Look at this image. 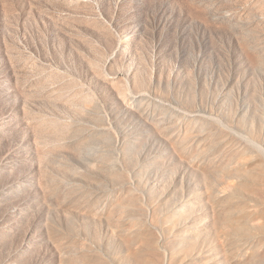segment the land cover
Segmentation results:
<instances>
[{"label":"rangeland","instance_id":"obj_1","mask_svg":"<svg viewBox=\"0 0 264 264\" xmlns=\"http://www.w3.org/2000/svg\"><path fill=\"white\" fill-rule=\"evenodd\" d=\"M248 170L264 0H0V264H228L215 172L255 211Z\"/></svg>","mask_w":264,"mask_h":264},{"label":"bare ground","instance_id":"obj_2","mask_svg":"<svg viewBox=\"0 0 264 264\" xmlns=\"http://www.w3.org/2000/svg\"><path fill=\"white\" fill-rule=\"evenodd\" d=\"M248 171L249 175L253 174L251 170ZM218 176L219 174L215 172V209H213V211L215 210V232L222 233V240H225V242L226 240L231 242V245L228 249L229 252L225 256L228 264H264V176L262 177L261 174L252 175V177H254V179L256 180L253 183H255L256 186H258L260 189L258 198L259 200L256 202L258 206L256 208L257 210L255 211H248L246 208H244L245 206L242 205L241 198L237 197L238 195L235 196L234 194L226 193L224 196H221L217 192ZM240 179L241 177L238 178V187H246V181ZM213 214L214 213H208L206 215L213 216ZM254 220L260 221L259 223L261 226V230L256 231V233H253L249 236L251 237V241H254V243L252 244L248 252L246 250V247H243L240 244H235V242L233 241V231L231 229L248 227V223L250 224ZM205 228V226L200 225H185L182 226L178 230V232L181 235L180 238L182 240H193L197 239L204 232ZM223 230L225 231L223 232ZM242 232L244 234L248 233L246 229H243ZM203 258H205L204 260L209 264H222L223 262L221 259L212 261L208 256H204Z\"/></svg>","mask_w":264,"mask_h":264}]
</instances>
